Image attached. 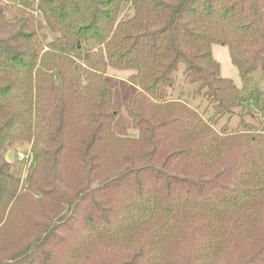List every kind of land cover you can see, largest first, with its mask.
I'll return each instance as SVG.
<instances>
[{"label":"trees","instance_id":"obj_1","mask_svg":"<svg viewBox=\"0 0 264 264\" xmlns=\"http://www.w3.org/2000/svg\"><path fill=\"white\" fill-rule=\"evenodd\" d=\"M29 5L0 0V157L34 155L26 184L0 161V264H264V0H37L52 38Z\"/></svg>","mask_w":264,"mask_h":264},{"label":"rangeland","instance_id":"obj_2","mask_svg":"<svg viewBox=\"0 0 264 264\" xmlns=\"http://www.w3.org/2000/svg\"><path fill=\"white\" fill-rule=\"evenodd\" d=\"M37 0H28V3L31 4L29 6H26V12H28L32 17L40 18L38 19L42 21L41 26V33H45L47 35V38H52L54 34H52L46 27L45 23L43 22L42 16L39 12L35 11L34 9V3ZM37 24V23H36ZM212 55L214 59L219 63L220 66V75L222 77L228 78L232 80V82L240 87L242 85L241 78L239 76L238 70L236 66L232 63L229 55L228 48L226 46H223L219 43L212 44ZM183 66L180 67V70L178 73H176V81H175V89H174V97L183 90V92H191L194 88V86L189 85L184 81V77L182 75ZM126 72L124 71H116L113 69L108 68L107 69V75L108 76H114L113 78H110V81L113 83L114 91H113V97L112 102L115 106L118 107V114L114 120V123L112 125V129L114 133L118 136L123 137H137L138 131L133 128L131 119L127 115L124 105L127 102L129 95L132 92V87L130 84H128L124 77L126 76ZM254 84L256 91H259L264 86V70H258L253 75ZM189 103L195 107L199 112L203 114V116H207L208 113H211V107H208L206 112H204V108L206 107V102L201 96H197L195 99L190 100ZM234 114L232 115H225L223 116L218 126L229 123L230 126H235L237 122L239 121L240 115L243 113L240 111V109H234ZM246 119H248L247 116H244ZM217 126V127H218ZM262 131L264 133V118L262 120ZM15 149V160L12 162V166L10 168V172L13 173L16 176L20 177V183L26 184V178L30 170L34 167V155L30 151V147L27 143H17L13 147ZM6 149L1 157L0 161H6V154L11 149ZM19 154L22 155H28V157H22L20 158Z\"/></svg>","mask_w":264,"mask_h":264},{"label":"water","instance_id":"obj_3","mask_svg":"<svg viewBox=\"0 0 264 264\" xmlns=\"http://www.w3.org/2000/svg\"><path fill=\"white\" fill-rule=\"evenodd\" d=\"M14 160H15V149L11 148L6 154V161L12 163L14 162Z\"/></svg>","mask_w":264,"mask_h":264},{"label":"built area","instance_id":"obj_4","mask_svg":"<svg viewBox=\"0 0 264 264\" xmlns=\"http://www.w3.org/2000/svg\"><path fill=\"white\" fill-rule=\"evenodd\" d=\"M19 156H20V158H22V157H26V158H27V157H28V155H25V156H24V155H22V154H19Z\"/></svg>","mask_w":264,"mask_h":264}]
</instances>
